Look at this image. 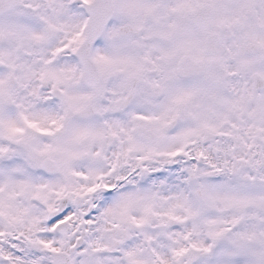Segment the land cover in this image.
<instances>
[{"label": "snow or ice", "instance_id": "1", "mask_svg": "<svg viewBox=\"0 0 264 264\" xmlns=\"http://www.w3.org/2000/svg\"><path fill=\"white\" fill-rule=\"evenodd\" d=\"M0 264H264V0H0Z\"/></svg>", "mask_w": 264, "mask_h": 264}]
</instances>
